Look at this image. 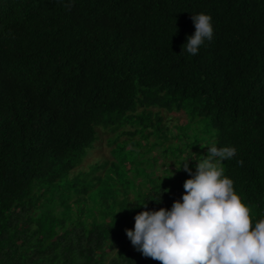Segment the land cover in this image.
I'll list each match as a JSON object with an SVG mask.
<instances>
[{"label":"trees","instance_id":"trees-1","mask_svg":"<svg viewBox=\"0 0 264 264\" xmlns=\"http://www.w3.org/2000/svg\"><path fill=\"white\" fill-rule=\"evenodd\" d=\"M201 12L213 38L192 56ZM152 108L202 118L205 145L234 147L225 175L264 218V0H0V264H161L125 233L180 199L142 191L124 155L161 134ZM127 125L106 170L74 171L98 128Z\"/></svg>","mask_w":264,"mask_h":264},{"label":"clouds","instance_id":"clouds-1","mask_svg":"<svg viewBox=\"0 0 264 264\" xmlns=\"http://www.w3.org/2000/svg\"><path fill=\"white\" fill-rule=\"evenodd\" d=\"M191 19L195 31L183 45L195 56L212 40L213 26L203 12ZM203 147L207 154L195 163V171L187 163L193 157L183 159L180 168L190 178L183 182L181 198L170 209L137 213L134 227L125 229L127 238L136 251L161 264H264V218L253 221L222 166L235 148L214 142ZM148 201L138 206L147 209Z\"/></svg>","mask_w":264,"mask_h":264},{"label":"rangeland","instance_id":"rangeland-1","mask_svg":"<svg viewBox=\"0 0 264 264\" xmlns=\"http://www.w3.org/2000/svg\"><path fill=\"white\" fill-rule=\"evenodd\" d=\"M151 111L153 114L158 113V116L155 115L154 118L161 121L159 125L162 127L161 134L159 136L148 135V141L143 142L144 145L142 147L132 148L128 146L126 148L127 150L134 151L124 154L132 153V158L130 159V161L133 160L132 168L130 169L132 171L131 177L135 178V172L137 171L142 172L143 175L141 177L148 179L145 181V188H142V191L148 190L153 186L165 187L169 190H176L181 198L184 192L182 187L183 182L190 177L183 168L178 169V164L175 162L187 157L188 155L185 153L188 150L193 151V159L199 162L202 159V153L207 152V148L203 146L206 143V138L211 135L212 129L206 120L198 117L192 118L187 112L161 111L156 108H152ZM133 130L128 125L119 128L115 132L109 128H98L97 140L93 148L88 150V153L74 171H88L89 167L98 164H103V168L106 170L109 164L115 162L112 149L115 148L116 142L112 143V141L120 142L128 139L131 135H124L121 132H133ZM166 135H168L169 141L164 142L163 139L165 140L164 137ZM171 135H178V140L171 139ZM132 137L135 140L140 139L137 134H133ZM156 142L157 145H152L153 147L151 148L149 144ZM196 143H200V145L195 146L194 144ZM135 155L136 157H134ZM197 156L199 157L198 159ZM187 162L190 163V161ZM191 164L190 168L195 171L194 163L192 162ZM105 170L101 168L96 169L94 175L103 177Z\"/></svg>","mask_w":264,"mask_h":264}]
</instances>
